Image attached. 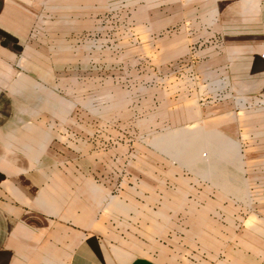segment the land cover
<instances>
[{
	"label": "rangeland",
	"instance_id": "rangeland-1",
	"mask_svg": "<svg viewBox=\"0 0 264 264\" xmlns=\"http://www.w3.org/2000/svg\"><path fill=\"white\" fill-rule=\"evenodd\" d=\"M219 2L41 0L25 19L56 168L158 264H264V93L213 84Z\"/></svg>",
	"mask_w": 264,
	"mask_h": 264
},
{
	"label": "crops",
	"instance_id": "crops-1",
	"mask_svg": "<svg viewBox=\"0 0 264 264\" xmlns=\"http://www.w3.org/2000/svg\"><path fill=\"white\" fill-rule=\"evenodd\" d=\"M40 1L0 0V264H158L89 207L95 188L72 186L56 168L54 137L36 119L40 54L26 44L29 5ZM216 12L233 46L208 63L220 67L213 84L264 93V0H220Z\"/></svg>",
	"mask_w": 264,
	"mask_h": 264
},
{
	"label": "built area",
	"instance_id": "built-area-1",
	"mask_svg": "<svg viewBox=\"0 0 264 264\" xmlns=\"http://www.w3.org/2000/svg\"><path fill=\"white\" fill-rule=\"evenodd\" d=\"M262 57H264V54H262Z\"/></svg>",
	"mask_w": 264,
	"mask_h": 264
}]
</instances>
